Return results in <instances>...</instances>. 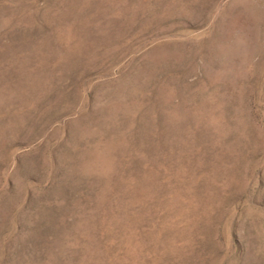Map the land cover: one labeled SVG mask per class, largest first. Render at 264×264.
<instances>
[{
  "label": "rangeland",
  "instance_id": "obj_1",
  "mask_svg": "<svg viewBox=\"0 0 264 264\" xmlns=\"http://www.w3.org/2000/svg\"><path fill=\"white\" fill-rule=\"evenodd\" d=\"M0 264H264V0H0Z\"/></svg>",
  "mask_w": 264,
  "mask_h": 264
}]
</instances>
